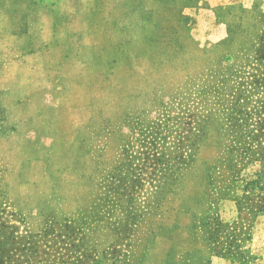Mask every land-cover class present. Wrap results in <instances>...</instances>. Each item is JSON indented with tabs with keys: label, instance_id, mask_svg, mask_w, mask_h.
<instances>
[{
	"label": "rangeland",
	"instance_id": "374dc122",
	"mask_svg": "<svg viewBox=\"0 0 264 264\" xmlns=\"http://www.w3.org/2000/svg\"><path fill=\"white\" fill-rule=\"evenodd\" d=\"M263 31L264 0H0V238L264 264Z\"/></svg>",
	"mask_w": 264,
	"mask_h": 264
},
{
	"label": "trees",
	"instance_id": "16d2710c",
	"mask_svg": "<svg viewBox=\"0 0 264 264\" xmlns=\"http://www.w3.org/2000/svg\"><path fill=\"white\" fill-rule=\"evenodd\" d=\"M256 60L259 62L260 68L257 69L255 76V83L258 86L264 87V31L258 39V47L256 48ZM250 140L252 138H249ZM250 143V142H248ZM246 150H251L249 147H246ZM239 178H234L237 180ZM258 180V179H257ZM206 226L210 228L208 232L212 233L215 227H212L210 223H207ZM210 242H215L218 247H225L230 251V248L223 246L224 242H221L219 238H207ZM34 240L31 238H0V264H34V252H36ZM228 246H231L230 243H227ZM221 253V251H219ZM41 263V260H37Z\"/></svg>",
	"mask_w": 264,
	"mask_h": 264
}]
</instances>
